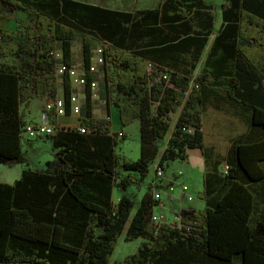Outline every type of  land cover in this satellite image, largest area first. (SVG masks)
<instances>
[{
	"label": "trees",
	"instance_id": "obj_1",
	"mask_svg": "<svg viewBox=\"0 0 264 264\" xmlns=\"http://www.w3.org/2000/svg\"><path fill=\"white\" fill-rule=\"evenodd\" d=\"M173 1L175 11L164 18L186 19V1ZM217 8L226 22L217 41L227 43L215 46L232 58L222 77L227 84L223 94L248 108L253 126L264 132V0H223ZM15 10L28 11L34 19L9 29L6 23ZM136 26L129 13L80 1L0 0V164L27 162L20 106L55 97L60 64L65 67L60 74L65 105L70 103L68 71L75 65L76 40L81 43L85 82L81 114L91 129L81 134L76 128H57L50 137L53 159L45 168L26 169L13 183H0V264H108L126 226V241H144L113 264H231L235 256L242 264H264V219L249 222L255 205L250 183L264 178V138L233 143L222 187L210 194L206 189L204 209L182 211L183 221H199L188 233L166 223L155 227L151 218L156 201L150 195L135 207L133 198L121 194L113 205L117 169L128 174L119 178L117 187L140 185L158 154V140L166 136L169 114L183 104L159 164L183 160L186 148L208 154L202 102L204 89L215 80L202 72L192 81L151 62L148 50L135 47ZM98 47L103 59L99 98L118 108L122 126L140 120V154L134 161L117 154L118 140L109 135V121L92 116L90 84L97 79L89 68ZM203 256L215 261L205 262Z\"/></svg>",
	"mask_w": 264,
	"mask_h": 264
},
{
	"label": "crops",
	"instance_id": "obj_2",
	"mask_svg": "<svg viewBox=\"0 0 264 264\" xmlns=\"http://www.w3.org/2000/svg\"><path fill=\"white\" fill-rule=\"evenodd\" d=\"M145 1L146 0H143L139 4L136 2V5L131 8L124 7L121 3L122 0L117 3L119 5L118 7L117 5L111 7L91 3L85 4L113 10V12L116 13H129L133 18H136L138 26L134 28L132 35V38L135 41V47L142 46L144 50H148V59L151 62L157 63L160 68L174 71L178 74H185L190 78L199 75L202 72H207L211 74L212 78L215 80L211 88L204 89L202 102L201 130L204 138L203 144L208 151L207 156L203 154L200 148H186L183 160H171L173 163L177 162L178 165L182 167H176L175 164V167H172L169 164H164L166 169V180L164 181L163 186H161V200L153 206V212L165 215L168 219H173L174 215L180 210L193 208L196 211H199L204 209L206 204V189L210 194L214 188L222 187L225 172H227L226 159L229 156L233 143L235 141L258 142L264 138V132L260 128L253 126L251 112L248 108L239 105L223 94V90L226 89L227 84L223 81L222 77H224L225 73L229 71L232 58L226 55L221 47H218L217 45L215 46L216 42H221V44L224 45L227 43V40L217 41L224 25H226L225 20L222 18V11L215 6L206 7L205 5L208 4L204 3L202 0H198V5H196L197 12H203L212 7L214 11H217L216 19L215 21L208 20L205 24L194 25L190 19L189 12H191V10H189L187 6L186 8L188 11L186 19H165V15L175 11V1L158 0L155 5L148 7L144 5ZM154 9H156L154 12H148L149 10ZM21 21L23 20L18 18V16L11 15V20L7 21L6 26L9 29H15L17 22ZM212 31L214 32L213 34ZM200 39L204 40L202 44L196 42ZM207 46L209 47V50ZM203 49L204 52L201 54ZM207 62L208 65H206ZM91 63L94 62L91 60ZM78 65H80L79 60L78 63L75 62L74 66L77 68ZM200 65L203 66V69L197 71V67ZM77 72L76 75H78ZM80 75L82 76L83 74ZM96 82L99 88L100 82L97 80ZM72 88H74L73 82ZM76 91H79V87L74 88L71 94ZM60 95H62L64 99L63 89ZM58 96L56 90L55 97ZM84 96V91L79 93L78 106L84 103ZM186 98L187 93L185 99ZM51 101L54 100L45 96L21 104L20 110L24 115V123H45V106ZM97 101L102 108L95 112L93 104ZM33 104L36 113L32 112ZM93 104L92 116L95 121L103 120L107 115L110 116V121L108 123L109 135L119 137L124 133L126 137V131L131 127L139 128L140 131V120H135L128 126H122L120 124L118 108L113 105L106 106L105 101L101 100L98 95L95 97V101L93 100ZM183 106L184 104L182 107ZM182 107L177 109L176 112L178 115H180ZM82 120L83 115L81 114V111L79 115L69 114L62 116L52 114L48 124L52 123L57 128H74L79 126ZM51 136L52 135L40 136L35 139H21L22 152L26 156L27 162L14 165L1 164L0 169L2 171L0 175V183H13L20 178L23 171L26 169L40 170L45 168L46 164L53 159V153L55 151L51 143ZM165 148L166 144L154 159V163L150 170V182H152L153 167L155 164L159 163L155 162V160H159ZM122 156L125 155L122 154ZM125 158L128 159L126 156ZM261 164L264 168V161H262ZM178 171L182 172V175L179 177L176 176ZM171 180H176L178 183H186L193 200L191 202L187 201L177 188L173 194L167 193L165 191V184ZM250 186L255 202L249 221L252 225L256 221L264 219V178L260 181L250 183ZM151 190L153 191L152 186ZM113 196L114 193L112 192V199ZM120 197V194H117L116 198L114 197V205L117 204ZM142 240L144 241V239ZM203 258L205 262L215 261L213 259H208L205 256H203ZM230 263L242 264V261L239 256H235Z\"/></svg>",
	"mask_w": 264,
	"mask_h": 264
},
{
	"label": "rangeland",
	"instance_id": "obj_3",
	"mask_svg": "<svg viewBox=\"0 0 264 264\" xmlns=\"http://www.w3.org/2000/svg\"><path fill=\"white\" fill-rule=\"evenodd\" d=\"M78 1H82V3H91V4H98V5H102V6H113L115 7L117 5V7L119 6L117 3L120 2V0H78ZM141 1L143 0H122V5L124 7H129L131 8L132 6L134 7L136 5V2L139 4L141 3ZM186 1V6L188 7L189 10H191L190 13V19L193 22L194 25H201V24H205L208 20L209 21H215V17H216V12L214 11V9L208 8V10H204L203 12H197L196 10V5H198V0H185ZM204 3L208 4L209 6H219L223 0H202ZM158 2V0H146L144 2L145 6H151V5H155ZM12 16H18V18H21L23 21L28 22L32 19H34V16L32 13L25 11H13L11 13ZM214 32L212 31V34ZM208 47V46H207ZM101 47H98L97 49L93 50V56H91V60L94 62L96 61L100 56H102V53L100 52ZM209 50V47H208ZM204 52V49L202 50L201 54ZM61 55V52L58 50L56 51V57L59 58ZM82 48H81V43L80 40H76L73 42L72 45V58L73 60L78 63V60L80 61V65L77 66L76 70L78 71L77 74L78 76H81L80 74H83L84 72V68H83V64H82ZM14 61L18 62V60H16V58H12ZM208 65V62L207 64ZM98 66V72H96L95 77L97 79V81L101 82L102 81V76H103V69H102V64H97ZM203 69V66L200 65L197 67V71ZM57 74V95H59L58 97H54L52 98L54 101H57L59 104L62 103V105L65 103L61 92H62V87H63V83H62V78L60 77V73L59 70L56 71ZM197 76V75H196ZM195 76L191 77V80L193 81ZM74 88H78L79 87V91H76L75 93L71 94V97L74 98V103L73 104H78L79 102V93H82L84 91V85H79L77 83H73ZM73 88V89H74ZM79 92V93H78ZM85 97V96H84ZM92 100L95 101V97H91ZM85 103V100H84ZM83 103V104H84ZM83 104L79 105L80 111L83 108ZM94 107V111L97 112L99 109H101L102 107L100 106V103L97 101L93 104ZM182 107V106H181ZM34 104L32 105V112L36 113V111L34 110ZM179 109V108H178ZM152 110H154V108H152ZM169 120H168V131L166 133V136L161 139L158 140L157 142V146H158V154L162 151L163 146L166 144H168V140L172 138V135L176 129V123H178L179 120V116L177 112H172L169 114ZM106 118V116H105ZM118 140V146L116 147V152L119 155L124 154L128 159L130 160H136L139 157V153H140V131L139 128L136 127H131L130 129H128L126 131V137L124 135V133H122L119 137H117ZM166 150V148H165ZM164 150V152H165ZM163 152V154H164ZM162 155V154H161ZM159 160H155V162H159ZM175 161V160H174ZM178 161V160H177ZM154 163V162H153ZM153 163L151 164V166L153 165ZM164 164H169L172 167H182L180 165H178V163L176 162H172L171 160H167L164 162ZM175 164V165H174ZM1 165V164H0ZM178 165V166H177ZM152 168V167H151ZM1 169H0V175H1ZM117 174L120 177L122 176H127L128 174L126 172H124L121 168L117 169ZM130 176H137V174L131 173L129 174ZM117 179L116 181V185H118V182L120 179ZM151 179V173L148 172L147 176L142 180L140 185H132L129 186L128 188L121 189L119 187H117L116 185L113 188V205L115 204V199L117 194H123V195H127L131 198L134 199V204L135 207L138 205L139 202H141V200L143 199V197L147 194L150 195L151 198L155 201L154 199V192L151 190V188L149 189V184H150V180ZM158 202H155L154 205H156ZM156 211V210H155ZM127 231V226L124 230L123 233H121L118 241H117V245L116 248L113 250L110 261L108 264H113L115 261H119V260H123L127 255H130L132 253H134L137 249H139L140 245L142 244L143 240L141 238H136L132 241H126L125 240V233Z\"/></svg>",
	"mask_w": 264,
	"mask_h": 264
},
{
	"label": "built area",
	"instance_id": "obj_4",
	"mask_svg": "<svg viewBox=\"0 0 264 264\" xmlns=\"http://www.w3.org/2000/svg\"><path fill=\"white\" fill-rule=\"evenodd\" d=\"M100 52L102 53V50H100ZM97 64H103V59L102 56H100L96 61H94V63L90 64V72L95 74L96 72H98V66ZM59 70V73L61 74L62 71H65V67L64 65H58L57 66V71ZM76 67L72 66L69 71V78L71 83L75 82L79 85H84V79H83V75L81 77H79L78 75H76ZM98 84L97 82L94 80L91 82L90 84V91H91V97H96L98 95ZM74 103V98L70 97V103L68 104V106L65 105V103L62 105V103H58L57 101H51L50 103H48L45 106V112H44V116H45V120L46 122L43 124H30V123H26L21 130V134H20V138L22 140L24 139H35L37 137L40 136H50L53 135L57 129V127H55L52 123L48 124V121L51 119V115L52 114H56V115H62V116H66V115H79L80 114V108L78 106V104H73ZM106 120L110 121V116L107 115V117L105 118ZM96 126V124H95ZM78 130L79 133L84 134V133H88L90 132V128H89V120H82L79 124V126L74 127ZM183 130H187L189 133L192 132V129L187 127V128H182ZM228 167L226 166V171H227ZM165 166L161 165L159 163L155 164L152 170V184H153V192H154V199L156 202H160L161 200V191H162V187L164 181L166 180V175H165ZM182 172L178 171L176 173V176H181ZM165 191L169 194H173L175 189L177 188L180 193L187 199V201L191 202L193 200V197L190 195L189 190H188V185L186 183H178L176 182V180H171L169 182H167V184H165ZM182 211H187L188 213H196L197 211L193 208H189V209H185V210H180L178 213H176L174 215L173 219H168V217H166L165 215L162 214H157L155 212L152 213V221L155 227H159L161 224L166 223L169 224L171 227L174 228H179L184 230L186 233L190 232L192 228L196 227L199 225V221H193L192 224L191 222H188L187 219L186 221H183L182 219H184V216L182 214Z\"/></svg>",
	"mask_w": 264,
	"mask_h": 264
}]
</instances>
